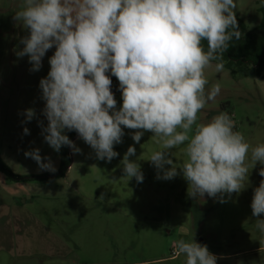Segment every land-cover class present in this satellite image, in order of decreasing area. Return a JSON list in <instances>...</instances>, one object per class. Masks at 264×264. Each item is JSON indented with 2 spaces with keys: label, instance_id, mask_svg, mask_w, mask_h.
<instances>
[{
  "label": "clouds",
  "instance_id": "clouds-1",
  "mask_svg": "<svg viewBox=\"0 0 264 264\" xmlns=\"http://www.w3.org/2000/svg\"><path fill=\"white\" fill-rule=\"evenodd\" d=\"M235 8V0H25L13 20L28 34L19 38L23 47L15 55L27 56L29 71L38 72L55 46L50 71L39 81L47 125L37 122L44 141L56 153L67 146L72 154H81L66 134L74 130L96 159L111 163L120 155L114 145L123 143L124 129L138 130L130 133L136 143L151 132L159 148L147 161L156 179L172 180L182 173L191 199L207 194L219 203L229 202L245 188L250 148L252 161L264 165V144L251 147L241 132L233 131L227 111L207 123H197V118L221 91L219 83L206 91L205 70L217 61L215 71L222 72L229 42L241 39ZM109 72L119 81V109ZM22 115V124L37 117L34 108ZM23 134L30 130L24 127ZM180 146L186 159L177 167L171 150ZM135 155L136 148L129 146L122 172L142 183L141 165L130 159ZM24 156L39 171H57L39 148ZM259 175L264 177V167ZM250 206L255 227L264 233V179L254 189ZM174 249L175 257H186V264H217L225 258L194 236L188 242L175 241Z\"/></svg>",
  "mask_w": 264,
  "mask_h": 264
},
{
  "label": "rangeland",
  "instance_id": "rangeland-1",
  "mask_svg": "<svg viewBox=\"0 0 264 264\" xmlns=\"http://www.w3.org/2000/svg\"><path fill=\"white\" fill-rule=\"evenodd\" d=\"M24 2L0 0V152L15 175L46 179L9 181L0 173V264H186L184 255L174 256V242H188L193 236L211 253L225 257L217 264H264V233L255 227L250 206L254 189L264 179L259 175L264 165L252 161L251 148L245 161L249 169L245 188L223 204L207 194L191 199L182 173L172 180L156 179L147 160L159 145L151 132L134 142L130 133L136 129H124L123 143L114 145L120 155L111 163L96 159L78 137L74 142L82 153L71 150L72 166L66 175L51 177L60 172V157L44 141L37 120L47 125L41 115L39 81L50 71L55 46L38 72L29 71L27 56L15 55L14 50L23 47L19 38L28 34L13 20ZM263 2L235 0L237 20L247 31L260 25ZM216 63L205 70L206 91L215 83L221 91L198 113L197 123L227 111L233 131L241 132L251 147L264 144V69L235 66L233 72L224 68L218 73ZM113 94L119 109L121 90ZM28 108H34L37 117L22 124ZM24 127L29 135L23 134ZM129 146L136 148L130 159L141 165L142 183L123 176L121 160ZM33 148L51 157L55 173L39 171L37 163L24 156ZM182 148L171 150L177 167L186 159Z\"/></svg>",
  "mask_w": 264,
  "mask_h": 264
},
{
  "label": "trees",
  "instance_id": "trees-1",
  "mask_svg": "<svg viewBox=\"0 0 264 264\" xmlns=\"http://www.w3.org/2000/svg\"><path fill=\"white\" fill-rule=\"evenodd\" d=\"M262 14V20L260 25L254 30L247 31V28L243 22L237 20L239 30L242 33L241 39L233 40L229 42L228 49L224 52L225 69L234 71L235 66H254L257 68V72L264 69V2L260 8ZM205 50H207V42L203 41ZM217 62V61H216ZM112 92L120 90L119 81L117 78L112 79ZM69 139H73L78 133L76 131L66 132ZM60 157V172L57 175L51 177L60 176L64 177L68 172V169L72 166V160L70 157V151L67 146L61 148L58 153ZM0 173L4 174L9 181H33L46 179L45 176H30L22 178L13 173L11 168L2 158L0 152Z\"/></svg>",
  "mask_w": 264,
  "mask_h": 264
},
{
  "label": "water",
  "instance_id": "water-1",
  "mask_svg": "<svg viewBox=\"0 0 264 264\" xmlns=\"http://www.w3.org/2000/svg\"><path fill=\"white\" fill-rule=\"evenodd\" d=\"M77 138H78V134L72 139V141H75ZM68 149H69V151L71 153V148L68 147Z\"/></svg>",
  "mask_w": 264,
  "mask_h": 264
}]
</instances>
